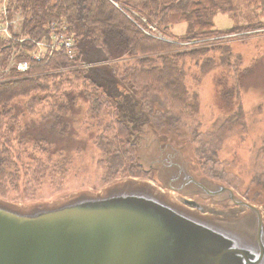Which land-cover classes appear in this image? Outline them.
<instances>
[{
  "label": "trees",
  "instance_id": "1",
  "mask_svg": "<svg viewBox=\"0 0 264 264\" xmlns=\"http://www.w3.org/2000/svg\"><path fill=\"white\" fill-rule=\"evenodd\" d=\"M9 1L12 9L23 16L22 35L47 38L48 25L61 20L76 43L73 60L57 52L46 61L32 64L26 73L12 71L0 80V199L12 192L17 199H26L27 204L34 203L32 199L44 184L59 188L65 181L68 162L61 158L62 153L52 155L63 149L53 143V137L68 136L70 124L65 116L77 111L80 99L88 104L83 124L91 120L94 123L87 124V128L96 127L99 132L94 144L102 154L103 181L142 178L146 173L137 165L134 146L127 141L128 130L118 120L119 108L128 109L132 101L123 86L129 82L142 98L161 97L180 116L194 118L199 113V96L186 85L187 61L204 59L199 66L200 77L216 67L233 68L228 67V61L233 63L234 59L227 46L216 44L219 41L213 46L202 43L220 35L248 37L264 29V22L260 21L226 30L214 29L212 22L215 14L228 15L237 10V5L253 8L258 12L257 18H264V0H137L133 5L131 0ZM125 7L131 9L122 11ZM144 22L155 25L163 38L144 33L139 28H147ZM179 23H187L188 35L177 38L170 29ZM187 42L191 46L183 45ZM215 52L219 54L216 60L209 57ZM8 53L4 51V60ZM41 104L48 112L38 125L45 129L38 132L37 138L29 139L25 129L29 132L34 123L21 129L20 116L23 113L36 116L34 110ZM99 117L105 118L104 124ZM245 118L244 109L237 106L220 126L221 138L232 130L242 129ZM212 140L218 143L219 137L213 136ZM187 141L182 142L184 154L200 174L215 176V168L220 166L218 148H202L195 141L196 148L190 153ZM22 144L26 146L23 149L26 162L19 153Z\"/></svg>",
  "mask_w": 264,
  "mask_h": 264
},
{
  "label": "water",
  "instance_id": "2",
  "mask_svg": "<svg viewBox=\"0 0 264 264\" xmlns=\"http://www.w3.org/2000/svg\"><path fill=\"white\" fill-rule=\"evenodd\" d=\"M132 103L118 120L158 184L128 178L50 202L0 199V264H264V203L194 175L185 144Z\"/></svg>",
  "mask_w": 264,
  "mask_h": 264
},
{
  "label": "rangeland",
  "instance_id": "3",
  "mask_svg": "<svg viewBox=\"0 0 264 264\" xmlns=\"http://www.w3.org/2000/svg\"><path fill=\"white\" fill-rule=\"evenodd\" d=\"M136 1L131 0L130 3L133 5ZM236 7H238L237 10L228 13V15L220 12L215 14L212 18L213 28L226 30L235 25L253 24L257 21L264 22L263 17L257 18L258 12L255 13L253 8L243 5ZM125 9H131V7L121 8L122 11ZM255 15L256 19L254 18ZM186 24L173 25L170 29L172 36L178 38L186 35L188 33ZM261 31L248 37L220 35L207 43L197 42V45L202 43L213 46L215 41H219L216 44L227 46L234 62L228 61V67L233 68L216 67V69L200 77L199 66L204 59L187 61L185 66L187 70L186 85L199 96V113L194 118L180 116L161 97L142 98L131 85H128L129 82L127 85L124 83L125 86H123L124 88L127 87L126 89L132 97L141 103L142 110L150 118V125L160 134L166 135L170 142L184 145L182 142L190 141L187 147L190 153L196 148L195 141L202 148L210 150L213 147L218 148L220 166L215 168L217 174L215 176L202 175L196 166V168L191 167L194 175L206 176L220 182L230 187L236 195L245 201L257 205L264 203V32L261 33ZM150 33L151 37L156 39L163 38L156 27ZM172 40L177 42L176 39ZM190 43L187 42L188 47L191 46ZM209 57L216 60L219 54L217 52L211 53ZM231 69L232 71H230ZM119 74L121 73L119 72ZM124 78L126 77L124 76ZM133 104L131 101L129 108L124 109V111L130 110L133 114L135 107ZM87 105V102L80 99L77 104V111L65 116V121L70 124L68 136L59 138L58 135H55L53 137V143L63 149L52 155L59 156L62 153L61 158L68 162L65 181L59 188H51L48 184H44L37 191L32 201L50 202L79 191H101L105 186L112 184L103 181L104 172L100 165L102 154L94 144V139L99 132H97L96 127L87 128V124H93V121L86 120V124H83ZM237 106H241L245 111L244 127L238 131L232 130L221 138L220 126L224 118L230 115ZM110 111L114 117L117 116L115 110ZM47 112L45 105L41 104L34 110V114L37 113L36 116H30L28 113H23L20 116L21 129L25 125L29 127L31 123H34V126H31L33 129L29 132L25 129V134L29 139L37 138L38 132L45 129L38 123ZM103 119L105 118H98L102 124L105 123ZM163 131H168L169 134L167 135ZM213 136L219 137L218 143L212 140ZM19 137L18 135L14 143L16 147H19L17 143ZM30 144L31 142L27 143L28 151H31ZM25 147L22 144L19 152L21 160L24 162L27 161L26 154L23 152ZM52 148L53 146L50 149ZM133 148L135 155L136 148ZM185 155L188 158V155ZM135 178L158 184L155 172L146 173L142 178ZM244 193L249 196L246 197ZM3 200H10L9 202L22 205L27 204L26 199H17L16 194L12 192H8Z\"/></svg>",
  "mask_w": 264,
  "mask_h": 264
},
{
  "label": "built area",
  "instance_id": "4",
  "mask_svg": "<svg viewBox=\"0 0 264 264\" xmlns=\"http://www.w3.org/2000/svg\"><path fill=\"white\" fill-rule=\"evenodd\" d=\"M22 21L23 16L12 9L9 0H0V80L12 71L26 73L32 64L46 61L57 52H62L69 60L75 58L76 43L63 21L51 22L47 27L49 31L47 38L41 39L22 35ZM144 23L147 28L143 26L139 28L150 35L154 26ZM25 44L29 47H25ZM5 50L9 53L7 56L5 54L4 60Z\"/></svg>",
  "mask_w": 264,
  "mask_h": 264
}]
</instances>
